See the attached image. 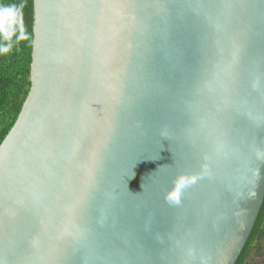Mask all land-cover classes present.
<instances>
[{
  "label": "water",
  "instance_id": "water-1",
  "mask_svg": "<svg viewBox=\"0 0 264 264\" xmlns=\"http://www.w3.org/2000/svg\"><path fill=\"white\" fill-rule=\"evenodd\" d=\"M0 144V264H236L264 202V0H34Z\"/></svg>",
  "mask_w": 264,
  "mask_h": 264
},
{
  "label": "trees",
  "instance_id": "trees-1",
  "mask_svg": "<svg viewBox=\"0 0 264 264\" xmlns=\"http://www.w3.org/2000/svg\"><path fill=\"white\" fill-rule=\"evenodd\" d=\"M23 3V27L28 39L0 55V144L13 127L31 86L34 0H0ZM236 264H264V202L251 235Z\"/></svg>",
  "mask_w": 264,
  "mask_h": 264
},
{
  "label": "clouds",
  "instance_id": "clouds-1",
  "mask_svg": "<svg viewBox=\"0 0 264 264\" xmlns=\"http://www.w3.org/2000/svg\"><path fill=\"white\" fill-rule=\"evenodd\" d=\"M23 8V3L0 4V55L9 53L16 44L29 38L23 27Z\"/></svg>",
  "mask_w": 264,
  "mask_h": 264
}]
</instances>
